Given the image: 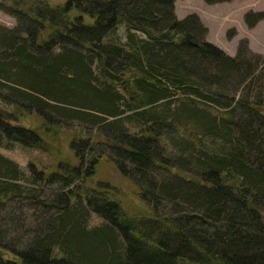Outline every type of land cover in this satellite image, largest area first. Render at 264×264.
<instances>
[{"label": "trees", "instance_id": "trees-1", "mask_svg": "<svg viewBox=\"0 0 264 264\" xmlns=\"http://www.w3.org/2000/svg\"><path fill=\"white\" fill-rule=\"evenodd\" d=\"M175 2H0L17 19L0 25V147L49 151L64 129L76 159L39 172L62 192L39 202L60 212L23 248L0 233V264H264V70L247 40L228 54ZM244 19L253 28L264 11ZM83 117L99 128L64 121ZM102 160L146 212L74 192ZM21 174L0 152V208ZM91 213L103 223L90 226Z\"/></svg>", "mask_w": 264, "mask_h": 264}, {"label": "rangeland", "instance_id": "rangeland-1", "mask_svg": "<svg viewBox=\"0 0 264 264\" xmlns=\"http://www.w3.org/2000/svg\"><path fill=\"white\" fill-rule=\"evenodd\" d=\"M8 0H0L5 2ZM52 4L64 3L65 0H46ZM3 6V5H2ZM264 11V0H231L209 4L205 0H176L175 12L179 18L191 13L200 16L202 22L208 27L207 40L224 49L228 54L235 56L242 40L248 41L250 53L247 55L253 62H258L259 70H264V19L250 28L245 23L244 15L247 11ZM17 19L0 8V25L12 28L16 26ZM235 31L231 37L229 34ZM3 93L7 90L3 89ZM264 113V106L261 107ZM97 116L95 111H83ZM94 118V116H90ZM64 119L73 125L93 128L94 124L88 117ZM20 122L27 126L37 125L31 116H24ZM98 129L97 127H94ZM48 137L49 151L26 149L19 145L12 149L0 147V152L13 160L22 170L19 183L22 188L20 194L7 200L0 208V233H3V242H9L13 248H23L29 236L47 232V221L59 213L56 207H47L40 200H52L62 194L61 186L54 182H43L39 172L46 169L47 173L57 168L58 163L76 161L69 147L68 132L57 129ZM34 166V169L32 168ZM11 183V182H10ZM108 183L107 185H104ZM13 184V183H12ZM93 193L97 197H104L118 201L129 214L146 212L148 206L141 200L138 188L109 161L102 160L98 165L97 173L83 186L74 192L85 195ZM75 196V194H73ZM103 223L102 218L91 213L89 224L96 226ZM1 236V235H0ZM8 257H13L11 254Z\"/></svg>", "mask_w": 264, "mask_h": 264}]
</instances>
